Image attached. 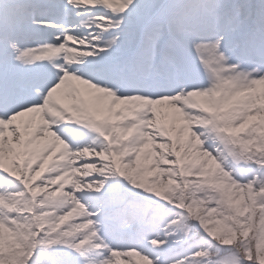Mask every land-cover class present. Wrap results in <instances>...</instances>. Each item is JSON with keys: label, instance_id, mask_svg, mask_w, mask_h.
<instances>
[{"label": "snow or ice", "instance_id": "snow-or-ice-1", "mask_svg": "<svg viewBox=\"0 0 264 264\" xmlns=\"http://www.w3.org/2000/svg\"><path fill=\"white\" fill-rule=\"evenodd\" d=\"M0 264H264V0H0Z\"/></svg>", "mask_w": 264, "mask_h": 264}]
</instances>
